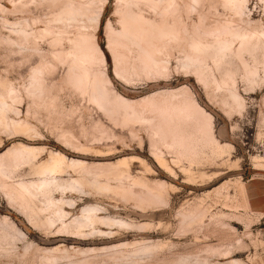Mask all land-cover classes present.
<instances>
[{"label": "rangeland", "instance_id": "1", "mask_svg": "<svg viewBox=\"0 0 264 264\" xmlns=\"http://www.w3.org/2000/svg\"><path fill=\"white\" fill-rule=\"evenodd\" d=\"M116 1L103 2L97 31V41L105 53L107 73L115 91L127 98L137 99L159 89L186 84L198 103L212 115L217 139L228 146L222 155L217 156L207 151L194 163L187 160L174 163L173 154L163 148L167 164L172 169V172L166 171L152 157L144 126L137 123L126 126L124 123L117 124V120L111 121V117L108 118L88 94L80 93L77 87L68 82L67 61H58L53 52L61 47L68 50L70 44L67 38L74 37L77 28H65V38L54 41L55 37H60L55 30L61 29L58 30L59 25L51 24L52 31L57 34L50 32L37 38L36 43L43 52L42 57H39L33 48L34 43L16 40L17 36L11 33L8 23L26 21L29 30L31 27L42 30L46 19L52 18L55 8L48 2L35 1L34 4L31 0H0V78L12 84L20 93V99L16 103L19 114L10 113V116L21 118L33 127V132L30 133L1 130L0 152L21 142L61 151L68 157L88 161H115L123 156L137 155L154 170L152 174L149 172L145 176L162 179L173 186L167 187L168 203L159 206V209L138 208L131 198L122 199L123 196L121 198L118 194L100 197L99 200L107 206L110 215L147 225L136 227L137 229L118 228L110 237L95 236L94 239H75L59 235L54 232L53 227L46 230L41 226H34L23 212L6 201V196L0 190V264H264V213L255 209L253 200H249L247 196L251 190L264 191V50L259 49L255 57L248 53L243 55L246 64L256 70L254 78L246 77L242 64L233 57H228L227 63L222 64L220 69H216L209 59L217 81L205 86L177 67L175 57H182L181 49L178 51L181 46L177 50V46H173L176 51L170 49V56L173 57H170L171 65L167 76L152 79L151 76L149 78L144 74H137L129 79L130 82H126L113 74L112 58L105 49L108 21L116 30L119 26L118 15L115 14ZM187 2L188 0L179 2V19L189 30L188 35L191 28L199 23V17L204 18V24H211L224 17L235 19L224 0H203L202 5L185 10ZM142 6L144 15L148 10L151 12L146 5ZM243 14L242 18L245 20L251 19L253 28H264V0H247ZM243 26L248 25L244 22ZM188 35L184 34L186 41L189 40ZM205 40L207 46L214 41L212 37ZM44 62L49 63L45 71L48 93L36 100L24 88L29 85L32 68ZM222 69L233 72L237 91L243 99L241 111L230 110L222 102L223 89L217 87V82L222 80ZM65 138H72L82 148L66 144ZM46 156L42 155L44 159ZM142 167L139 163H134L132 172H140L144 168ZM183 168L190 172H185ZM195 209H200L202 215L189 225L182 217ZM77 210L78 207L74 212ZM4 216L17 229L13 240H6L1 232V228L5 226L2 220ZM120 243L123 244L119 246ZM57 246L62 248L61 251L47 250ZM45 247L46 250H43ZM144 247L149 249L142 250ZM103 248L106 250L103 251ZM115 248L117 250L112 251ZM128 249L137 250L128 252ZM62 250L66 251V257H63L65 254L62 255ZM118 250H122V253L116 252ZM52 256H57L60 260H54L56 258L52 259ZM43 258L47 260L44 261Z\"/></svg>", "mask_w": 264, "mask_h": 264}, {"label": "bare ground", "instance_id": "2", "mask_svg": "<svg viewBox=\"0 0 264 264\" xmlns=\"http://www.w3.org/2000/svg\"><path fill=\"white\" fill-rule=\"evenodd\" d=\"M35 1L50 3L55 8V11H52L53 16L46 19L42 30L32 27L29 30L26 21L8 23L11 33L17 36L16 40L21 43L31 41L34 43L33 48L37 56L42 57L43 52L36 43L39 36L50 34V32L53 34L56 31L60 37L52 36L54 41L61 40L65 38V28L76 27L75 36L66 37L70 48L65 50L61 47L62 49L56 51L57 48L53 52L54 58L58 61H67L68 82L77 87L80 93L88 94L91 101L93 100L92 102H95V105L101 108L108 118L111 117L109 118L112 119L111 121L117 120V124L124 123L127 124L126 126H133L136 123L144 126L152 157L160 167L172 172L167 164L163 148L173 154L174 163L181 160L194 163L207 151L217 156L223 154L228 145L222 144L217 139L212 115L198 103L186 84L159 89L137 99L127 98L115 91L107 73L105 53L97 41V31L105 0L102 2L31 0L34 4ZM117 1L119 4H116V13H114L118 15L119 26L116 30L108 21L105 49L112 58L113 74L126 82L137 74H144L149 78L151 76L152 79L167 76L171 65L170 49L173 46L174 48L177 46L176 50L178 46H181L178 51L181 49L182 57H175L177 67L205 86L212 81H217L209 59L212 60L216 69H220L222 64L227 63L228 57H233L242 64L246 77L256 76L255 68H250L246 64L243 55L248 53L255 57L259 49L264 50V28L257 30L251 26V19L242 18L247 0H224L225 6L231 10L235 19L224 17L222 20L213 19L214 22L211 24H204V18L199 17V23L191 28L189 35L187 34L189 30L187 31L184 23L179 19L181 10L179 2L182 0ZM202 3L203 0H188L185 3L186 6L184 5L185 10L193 9ZM142 5L151 9V12L147 11V14L151 13L148 14L149 16L144 15V10L142 13ZM244 22L248 26H243ZM51 24L59 25L58 30H61L52 31ZM184 34L188 35L189 40L186 41ZM209 37H212L214 41L207 46L205 39ZM174 48L172 50H175ZM48 66L49 63L44 62L32 68L29 85L24 89L33 99H41L48 93L45 85V71ZM222 72V80L217 82V87L223 89L221 90L224 98L222 102L230 110L241 111L243 99L237 91L233 72L227 69H222ZM4 80L0 78V131L33 132V127L27 121L10 116V113L19 114L20 110L16 107V103L20 99V93L17 88ZM253 80L250 79V81ZM65 143L74 148H82V145L72 138H65ZM42 155L47 156L44 159ZM134 163L142 165L143 170L133 173ZM183 170L190 172L186 168ZM153 171L147 162L137 155L123 156L115 161H88L83 158L68 157L61 151L21 142L0 152V190L6 196V201L23 212L34 226H41L46 230H51L53 227L54 232H58L59 235L75 239L110 237L114 235L115 230L117 232L118 228L145 227L147 225L145 223L136 224L110 215L107 206L99 198L118 194L120 197L123 196L122 199L131 198L138 208L157 209L158 207L159 209V206H164V203L168 201L167 190L172 185L169 186L170 184L162 179H150L147 175L145 176L149 172L152 174ZM77 207L78 210L74 212ZM201 215L202 211L195 209L182 218L190 225ZM7 218V216L2 218L5 226L1 228V232L6 240H13L16 238L14 233L17 229L15 224L9 222ZM122 244L120 243L119 246ZM46 248L42 249L46 250ZM105 248L102 250L105 251L111 247ZM61 249L58 246L47 248L52 252L61 251ZM147 249L149 247H144L142 250ZM83 250L86 252V249ZM115 250L117 249L112 251ZM136 250L128 249V252ZM64 251L62 250V255L66 253ZM120 252L122 253V250ZM57 256H52V259ZM59 257L62 259L61 255Z\"/></svg>", "mask_w": 264, "mask_h": 264}, {"label": "crops", "instance_id": "3", "mask_svg": "<svg viewBox=\"0 0 264 264\" xmlns=\"http://www.w3.org/2000/svg\"><path fill=\"white\" fill-rule=\"evenodd\" d=\"M251 191L247 195L249 200H253V203L256 206L255 209L261 210L264 213V191Z\"/></svg>", "mask_w": 264, "mask_h": 264}]
</instances>
